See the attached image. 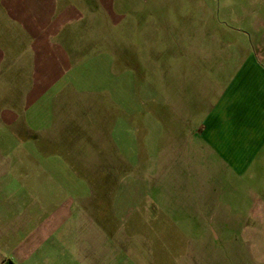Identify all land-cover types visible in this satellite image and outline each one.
<instances>
[{
    "label": "crops",
    "instance_id": "0c3cea01",
    "mask_svg": "<svg viewBox=\"0 0 264 264\" xmlns=\"http://www.w3.org/2000/svg\"><path fill=\"white\" fill-rule=\"evenodd\" d=\"M146 4L158 2L0 0V264H124L123 227L108 240L119 189L98 191V166L130 163L129 117L147 83L142 76L135 85L122 64L128 42L116 43L114 30L140 20L131 6ZM192 69L169 67L160 104L152 90L167 149L160 173L185 168V196L171 205L189 221L192 264H264V111L239 109L236 86L227 101L202 98L200 76L194 95ZM238 83L240 92L247 84ZM81 180L85 189L67 184Z\"/></svg>",
    "mask_w": 264,
    "mask_h": 264
},
{
    "label": "rangeland",
    "instance_id": "374dc122",
    "mask_svg": "<svg viewBox=\"0 0 264 264\" xmlns=\"http://www.w3.org/2000/svg\"><path fill=\"white\" fill-rule=\"evenodd\" d=\"M157 2V5L131 6V11L141 14L140 20L130 19L125 22L121 26L125 31L114 30L116 43L120 39L128 42L124 54L128 59L122 64L125 67L129 65L135 85L144 76L147 88L143 94L147 99L141 103L137 98L138 109L134 107V115L129 117L133 134L126 153L130 163L121 162V159L115 157L114 164L109 165L108 170L104 169L105 165L98 166L97 188L98 191L105 188L114 191L119 189L114 197L117 215L110 217L112 225L109 231L112 236L108 240L112 237L114 240L120 238L121 228L119 230L118 225L123 227L126 238L123 245L119 244L118 253L124 264H192L187 245L189 221L186 220L183 209L171 205L173 200H181L185 196V190H181L184 187L183 181L179 179L183 177L180 172L184 175L185 168L182 166L176 169L169 165L164 170L166 172L160 173L163 167L159 164L160 155L165 156L167 149L163 136L161 138L157 132L158 122H155L153 115V84L158 91L157 103L160 104L163 96L162 82L168 81L169 67L186 62L193 67L194 95L198 94L201 78L205 81L200 89L202 98H209L211 101L216 92L215 95L227 101L235 95L236 86V96L241 97L237 101L240 103L239 109L253 110L254 113L264 111V0ZM169 16L172 18H168ZM118 60L121 63V57ZM252 71L256 72L255 76ZM159 77L161 84L155 85ZM239 79L247 85L237 92ZM250 79H253L251 84ZM169 90L167 88V92ZM134 94L138 96L135 89ZM114 104L112 109H116L119 114L121 110L118 112V103ZM125 104L128 105L127 100ZM93 156L97 158V151ZM257 157L259 160L264 159V148ZM84 168L86 166L82 167L83 176L88 175ZM258 168L262 170L264 165H259ZM105 171L108 172L107 175ZM87 183L85 180L77 181L76 185L75 182H67L72 187L74 185L76 190L85 189ZM258 185L264 188V179ZM247 190L249 188L243 190V196ZM227 202L230 203L228 200ZM151 205L154 207L151 208ZM118 213L123 218L119 216L117 223ZM98 220L101 223V219ZM107 242L109 241L105 243ZM105 243L103 247L111 250Z\"/></svg>",
    "mask_w": 264,
    "mask_h": 264
},
{
    "label": "built area",
    "instance_id": "2783aa9c",
    "mask_svg": "<svg viewBox=\"0 0 264 264\" xmlns=\"http://www.w3.org/2000/svg\"><path fill=\"white\" fill-rule=\"evenodd\" d=\"M2 264H9V262L6 261V262H3Z\"/></svg>",
    "mask_w": 264,
    "mask_h": 264
}]
</instances>
